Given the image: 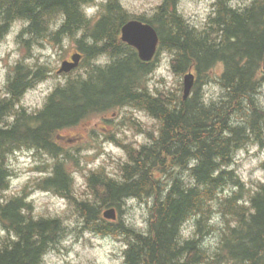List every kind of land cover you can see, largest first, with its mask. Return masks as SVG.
<instances>
[{"label":"trees","instance_id":"obj_1","mask_svg":"<svg viewBox=\"0 0 264 264\" xmlns=\"http://www.w3.org/2000/svg\"><path fill=\"white\" fill-rule=\"evenodd\" d=\"M179 1L161 0L150 13H137L121 0H104L96 15L89 7L95 0H0V41L23 21L22 43L69 37L83 54L80 66L34 110L22 96L52 68L22 58L9 72L0 96V264H42L71 224L124 241L125 264H264V182L249 185L226 168L238 145L264 141L258 95L264 0H214L202 27L186 19ZM133 18L159 32V51L150 62L121 39V28ZM165 51L177 82L162 78L152 86L148 76ZM191 69L198 82L185 99L182 76ZM125 105L156 121L143 143L124 144L108 126L107 133L92 131L96 143L66 144L72 137L62 134L65 129ZM104 139L126 151L124 159L110 155L113 168L86 160L84 147L96 149ZM26 148L52 161L38 167L42 176L2 197L15 174L12 157ZM76 173L84 177L82 186ZM33 183L60 196L65 208L38 213L29 195ZM130 198L143 202V227L123 214L104 217L110 206L122 212Z\"/></svg>","mask_w":264,"mask_h":264},{"label":"rangeland","instance_id":"obj_2","mask_svg":"<svg viewBox=\"0 0 264 264\" xmlns=\"http://www.w3.org/2000/svg\"><path fill=\"white\" fill-rule=\"evenodd\" d=\"M104 0H95L92 5L94 13L100 15L98 4ZM122 3L137 13L147 12L158 5L161 0H121ZM214 0H180L179 9L195 24L202 25L206 17L212 11ZM24 25L23 21H17L13 24L11 30L0 41V94L5 89L8 80V74L13 65L26 58V60L35 64L37 60L49 65L52 68L50 75L40 80L34 87L28 89L22 96L21 102L30 109L42 107L48 94L62 81H66V74L59 73L65 59H70L71 55L77 51V45L74 39L69 37L60 38L58 42L49 39L42 45H31L30 52L27 47L20 43L19 33ZM150 81L153 85L162 84V78H165L169 84H175L177 80L173 79L171 68L167 61L157 60L151 73ZM209 90V87L206 88ZM261 101L264 103V81L262 82V91L259 93ZM125 108L116 109L105 114H94L84 119L80 124L62 131L65 137H72L70 143L75 146H84L92 142V131L98 133H107L108 120L114 118L119 126H126L128 120L123 122L115 114L127 112ZM145 121L148 122L149 115L144 112H138ZM112 129V126H109ZM114 131L120 135L122 142H132L133 140L144 141L146 136H136L132 133L127 134L125 129L115 127ZM94 142V141H93ZM96 143V142H94ZM86 150V160L91 165L105 164L113 168L110 155L116 160L124 159L126 151L116 143L101 141L96 149ZM41 153V152H40ZM33 153L30 150H23L13 155L12 165L15 169L11 188L2 195L6 198L18 192L26 183L42 176L36 166L52 161V156L45 153ZM97 153V155H95ZM36 155V156H35ZM236 169L245 180L252 183L259 179H264V147L251 145L238 151L236 155ZM77 169V168H76ZM80 171V170H79ZM81 172V171H80ZM77 185L82 186L84 177L81 173H76ZM34 182V181H32ZM35 203V209L38 213H59L66 203L54 192L41 191L37 186H30V193ZM140 199H128L123 207V217L130 219L138 227H143L145 223V210ZM74 223V222H71ZM74 224L69 227L70 230L64 234L58 243V247H52L44 256L42 264H125L123 247L124 241L118 239L115 235L100 234L93 231H80L74 229ZM4 234V228L0 222V236Z\"/></svg>","mask_w":264,"mask_h":264},{"label":"water","instance_id":"obj_3","mask_svg":"<svg viewBox=\"0 0 264 264\" xmlns=\"http://www.w3.org/2000/svg\"><path fill=\"white\" fill-rule=\"evenodd\" d=\"M122 38L124 41H128L130 44L136 46L140 52V56L143 59H151L155 53L157 43L159 41V35L157 30L149 23H144L138 20H132L125 24L122 28ZM80 55H74L73 61H64L60 71H70L76 67L80 61ZM193 75L187 76L185 83V93L189 94L193 82H188V79ZM106 215L112 218L116 217L114 210H109Z\"/></svg>","mask_w":264,"mask_h":264},{"label":"clouds","instance_id":"obj_4","mask_svg":"<svg viewBox=\"0 0 264 264\" xmlns=\"http://www.w3.org/2000/svg\"><path fill=\"white\" fill-rule=\"evenodd\" d=\"M205 102H207V98L205 99ZM205 246H207V242H205Z\"/></svg>","mask_w":264,"mask_h":264},{"label":"bare ground","instance_id":"obj_5","mask_svg":"<svg viewBox=\"0 0 264 264\" xmlns=\"http://www.w3.org/2000/svg\"><path fill=\"white\" fill-rule=\"evenodd\" d=\"M240 121V120H239ZM78 170V169H77Z\"/></svg>","mask_w":264,"mask_h":264}]
</instances>
